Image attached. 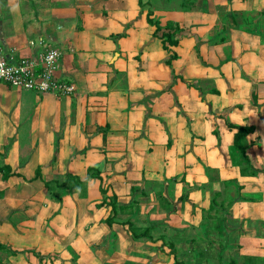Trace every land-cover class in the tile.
Listing matches in <instances>:
<instances>
[{
	"label": "crops",
	"instance_id": "obj_1",
	"mask_svg": "<svg viewBox=\"0 0 264 264\" xmlns=\"http://www.w3.org/2000/svg\"><path fill=\"white\" fill-rule=\"evenodd\" d=\"M170 26L165 48L155 32ZM0 46L61 50L57 78L76 88L0 82V264H174L154 240L202 220L206 166L264 194L232 149L254 126L247 154L264 167V0H0Z\"/></svg>",
	"mask_w": 264,
	"mask_h": 264
},
{
	"label": "rangeland",
	"instance_id": "obj_2",
	"mask_svg": "<svg viewBox=\"0 0 264 264\" xmlns=\"http://www.w3.org/2000/svg\"><path fill=\"white\" fill-rule=\"evenodd\" d=\"M246 142V139L241 142V149L232 147L235 154L241 155L233 165L239 170L242 182L261 178L264 183V167L256 166L252 162L247 154ZM258 149L263 151L264 156V144L261 143ZM206 167L209 181L194 186L195 191L204 194L201 203L193 204L202 220L193 222V226L181 222V227L162 228L158 233L165 237L160 243L168 241L172 235L178 248V259L197 264H228L232 260L240 262L239 264H251L257 257L261 258L258 260L259 264H264V254L261 255L264 252V194L258 193V190L253 192L248 188H240L236 173L235 177L221 178L211 168ZM173 182L172 180L170 184ZM47 200H56V196L51 194ZM239 205L256 206L258 218L250 219L244 212L236 215L234 210ZM246 227L249 233L246 232ZM165 229L168 231L165 232ZM161 244H158L160 249H169L166 244ZM252 247L255 248V253L252 252ZM257 250L260 254L256 255Z\"/></svg>",
	"mask_w": 264,
	"mask_h": 264
},
{
	"label": "built area",
	"instance_id": "obj_3",
	"mask_svg": "<svg viewBox=\"0 0 264 264\" xmlns=\"http://www.w3.org/2000/svg\"><path fill=\"white\" fill-rule=\"evenodd\" d=\"M40 44L43 41L40 40ZM62 51L57 48H46L36 56L15 58L4 53L0 46V82L10 87L68 96L76 92L74 84L60 81L57 70Z\"/></svg>",
	"mask_w": 264,
	"mask_h": 264
},
{
	"label": "trees",
	"instance_id": "obj_4",
	"mask_svg": "<svg viewBox=\"0 0 264 264\" xmlns=\"http://www.w3.org/2000/svg\"><path fill=\"white\" fill-rule=\"evenodd\" d=\"M152 22V21H151ZM155 24V22H152ZM172 26L167 27L164 30H161L159 27H157L155 35L156 36H160V38L163 41L164 47L167 48V44H175L177 41L176 35L172 32ZM231 128H233V126L230 125ZM255 131V127L254 126H241L238 127L236 132H235V136H234V148L237 149H241V142L244 141L250 134H252ZM5 177H7V175H5ZM75 182V183H73ZM81 181L78 180L77 178L68 175L65 179V181L62 183L63 187H70V188H77L81 183ZM112 205H114V208H117V204L115 199H113L111 201ZM108 224H111V219H108ZM153 228H146L142 233L140 232L139 228H136L134 226H130V230L132 231V235L133 237H138L141 234H143L144 237H148L150 235V231ZM164 234H160V237L156 240H154L155 242L158 241L159 239L164 240ZM193 240V239H192ZM174 241V240H173ZM173 241H166L163 242V245L166 244L169 249L171 250V252H173L174 256H175V261L174 264H197V263H193L192 261H184V260H179L177 256V247L176 244ZM5 246L3 244L0 243V249H4ZM216 256V255H215ZM261 259L260 257H257L255 262H251V264H259L260 262H258V260ZM240 262H237L236 260H232L229 261L228 264H239ZM243 264V263H242ZM245 264V263H244Z\"/></svg>",
	"mask_w": 264,
	"mask_h": 264
}]
</instances>
